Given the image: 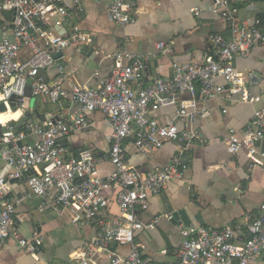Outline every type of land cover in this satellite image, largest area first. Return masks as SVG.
<instances>
[{
    "label": "built area",
    "instance_id": "obj_1",
    "mask_svg": "<svg viewBox=\"0 0 264 264\" xmlns=\"http://www.w3.org/2000/svg\"><path fill=\"white\" fill-rule=\"evenodd\" d=\"M83 1L86 0H0V96L7 106L4 100L0 103L11 108L14 97V106L21 111L17 119L0 125L1 156L13 169L7 176H0V243L14 238L34 258L42 246V238L36 233L31 238L21 236L14 223L20 198L8 197L10 180L26 174L31 195L45 199L54 188L55 203L69 212L73 222L97 226L95 238L71 254L75 260L71 264H94L97 251L106 253L108 264H156L134 242L136 232L153 229L155 224V220L144 223L141 212L149 207L150 196L182 179L187 168L184 151L199 141L194 124L207 113L206 100L216 96L231 100L237 94L243 102L257 100L244 89L245 78L234 67L233 58L237 54L246 56L255 44H264V26L258 18L251 24L238 23L233 0H210L212 12L227 21L231 37L213 35V54L202 62H173L170 77L147 82L146 69L153 54L118 52L107 77L94 86L71 84L67 89L62 85L64 76L46 82L39 72L53 66L55 53L72 44L87 46L92 42L91 36L75 24L68 32H59L65 28L66 19L81 10ZM129 6L128 0H110L111 20L120 26L133 23ZM6 11L9 15L4 14ZM164 46L160 42L157 49ZM97 75L96 72L94 76ZM28 92L54 104L67 99L79 108L68 116L30 118L17 129L11 123L29 112ZM164 107L174 109L173 117L160 122L152 114ZM94 111L102 112L111 126L107 159L114 168L104 177L97 173L101 157L90 149L66 157V149L59 142L72 131L87 130L88 114ZM128 139L141 152L172 144L175 155L162 169L138 170L126 160L124 142ZM241 149L249 165L264 172V109L254 111L241 135L229 131L226 152L234 155ZM111 186L117 190L113 197L117 215H112L110 200L103 194ZM180 226L181 244L176 260L169 264L264 263V202L256 213L244 216L242 223L233 226ZM111 242L129 245L127 256L110 250Z\"/></svg>",
    "mask_w": 264,
    "mask_h": 264
},
{
    "label": "crops",
    "instance_id": "obj_2",
    "mask_svg": "<svg viewBox=\"0 0 264 264\" xmlns=\"http://www.w3.org/2000/svg\"><path fill=\"white\" fill-rule=\"evenodd\" d=\"M129 14L134 22L120 26L108 13L110 0H86L81 10L67 19L63 32L72 25L92 38L89 45L72 44L56 59L53 66L43 70L42 78L52 82L64 76L62 85L94 86L107 77L115 64L118 52L150 53L153 58L146 69V81L168 78L171 63H200L213 54L211 37L215 34L225 39L231 37L227 21L212 12L210 0H128ZM237 7L238 23L251 24L260 18L264 25V0H233ZM196 10V12H195ZM164 43L157 49L158 43ZM233 65L244 78V89L253 102H243L240 95L231 100L222 96L206 100L207 113L197 118L194 127L198 140L184 151L187 168L181 180L168 184L150 196L149 207L141 212V220L153 229L135 233L134 242L142 253L156 264H169L181 244L180 223L199 224L216 229L242 223L244 216L254 214L264 202V172L251 167L245 150L234 155L225 150V140L230 130L241 135L249 125L255 110L264 109V44H255L246 56L235 55ZM98 73L95 77L94 74ZM218 82L222 80L218 79ZM26 105L33 119L51 115L68 116L79 106L70 100L51 103L27 93ZM172 107L160 108L152 115L160 122L173 117ZM90 127L72 131L59 140L66 149L65 156H76L81 150L90 149L101 157L97 173L104 177L113 171L107 159L110 148L111 126L100 111L88 114ZM128 164L141 171L159 170L169 165L175 147L165 144L161 148L141 152L132 139L124 142ZM1 156L0 176L12 172ZM10 199L16 203L14 223L21 236L31 238L35 233L42 238L37 258L21 248L14 238L0 243V264H71V254L95 238V224L79 225L71 220L69 212L55 203L57 190L52 188L47 198L30 194L26 174L10 180ZM116 188L107 187L103 194L110 200L112 215L119 214L113 201ZM171 214L172 218L168 215ZM199 215V219L196 216ZM109 249L120 256H127L130 246L111 242ZM94 264H108L104 251H97ZM253 264H264L256 260Z\"/></svg>",
    "mask_w": 264,
    "mask_h": 264
},
{
    "label": "water",
    "instance_id": "obj_3",
    "mask_svg": "<svg viewBox=\"0 0 264 264\" xmlns=\"http://www.w3.org/2000/svg\"><path fill=\"white\" fill-rule=\"evenodd\" d=\"M4 14H5V15H9V12L6 11V12H4ZM59 32H60V33H63V30L61 29V30H59ZM63 54H64V50L55 53V54L53 55V57H54V59L56 60V59H59L60 57H62ZM43 72H44V71L41 70V71L39 72V74L41 75V74H43ZM13 100H14V97L11 98V104H10V105H11V109H12L13 111H15L16 108H15V106H14V102H13ZM6 110H7V109H6L5 105H4L3 103H0V112H2V111H6ZM30 118H32V114H31L30 112H26V114H25L24 116H22L21 118H19V119L16 121V123H15V128H17V129L21 128L23 122L26 121V120H28V119H30ZM196 218L199 219V215H197Z\"/></svg>",
    "mask_w": 264,
    "mask_h": 264
},
{
    "label": "clouds",
    "instance_id": "obj_4",
    "mask_svg": "<svg viewBox=\"0 0 264 264\" xmlns=\"http://www.w3.org/2000/svg\"><path fill=\"white\" fill-rule=\"evenodd\" d=\"M0 100H4L5 105L7 106V101L4 97L0 96ZM20 115L21 111L19 109L13 112L10 107H7L6 111L0 112V125L6 124L9 120L17 119Z\"/></svg>",
    "mask_w": 264,
    "mask_h": 264
},
{
    "label": "trees",
    "instance_id": "obj_5",
    "mask_svg": "<svg viewBox=\"0 0 264 264\" xmlns=\"http://www.w3.org/2000/svg\"><path fill=\"white\" fill-rule=\"evenodd\" d=\"M259 20H260V22H261V19L260 18H258ZM261 24V26H264L263 24H262V22L260 23ZM13 126H15V123H11Z\"/></svg>",
    "mask_w": 264,
    "mask_h": 264
}]
</instances>
